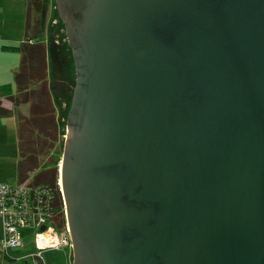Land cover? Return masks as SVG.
I'll return each mask as SVG.
<instances>
[{
    "label": "water",
    "instance_id": "water-1",
    "mask_svg": "<svg viewBox=\"0 0 264 264\" xmlns=\"http://www.w3.org/2000/svg\"><path fill=\"white\" fill-rule=\"evenodd\" d=\"M54 1L71 264H264V0Z\"/></svg>",
    "mask_w": 264,
    "mask_h": 264
},
{
    "label": "rangeland",
    "instance_id": "rangeland-1",
    "mask_svg": "<svg viewBox=\"0 0 264 264\" xmlns=\"http://www.w3.org/2000/svg\"><path fill=\"white\" fill-rule=\"evenodd\" d=\"M44 2L47 10L44 18L43 35L51 39L52 34L56 35V40L62 45V51L60 56L59 53H56L55 58L54 55H51L48 51L49 59L47 58L45 65V75L47 76L48 74L47 80H49L48 84L50 89L48 90L45 85L39 90L28 89L26 90V100L28 102L23 101L25 93L18 94V96L12 100L14 101L13 105L16 107L15 111H11L5 115L0 114V181L4 182L15 183V180L19 176L20 154L18 134H20V132L26 137L29 146L34 148L37 154H40V151L44 152L47 146L54 142V145H57V151L63 153L64 137L67 136L68 133L67 118L71 105L70 93H72V88L74 87L73 82L75 81V64L72 50L66 40L64 24L60 19L55 1L44 0ZM27 6L28 0H0V64L7 66L11 61L8 56L15 54L14 51L1 49L4 44L9 43V41L6 40H19L20 37H24ZM37 15V11L34 8L30 17L31 27L29 31H31V33L34 31ZM17 34L21 36L15 38ZM51 39L49 41H51ZM51 42L49 45L50 47ZM5 83H10L14 88L16 87L14 76L13 82L10 80ZM56 89H60V94L64 93V96H60ZM25 102L28 104H25ZM51 117L54 119V122H51ZM18 120L20 125H22L21 128L18 125ZM53 129L56 130L57 136L54 135L55 131ZM61 162L62 154L58 166L59 180ZM39 163L40 165H44L43 159H40ZM38 167L39 168L29 174L35 173L36 176H39L43 173V175L49 177L48 175H50V172L46 169L48 167ZM45 171L47 172L44 173ZM61 197L63 200L65 220L60 224H65L67 223V218L63 192L61 193ZM44 225H51L57 230H60V227L53 221ZM41 230L44 231L45 229ZM20 232L22 233L24 244L21 246L9 247L7 250L8 254H6L2 243L4 239V225L0 217V264H33L31 258L25 257L37 251L34 230L32 228H27L20 229ZM67 247H70V251L69 248L65 246L60 248H43L41 251L45 264H71L72 244ZM8 258L14 259L9 261Z\"/></svg>",
    "mask_w": 264,
    "mask_h": 264
},
{
    "label": "built area",
    "instance_id": "built-area-1",
    "mask_svg": "<svg viewBox=\"0 0 264 264\" xmlns=\"http://www.w3.org/2000/svg\"><path fill=\"white\" fill-rule=\"evenodd\" d=\"M57 190L62 193L61 182L58 188L37 184L29 176L18 179L15 183L0 181V217L4 225L3 246L6 254L8 248L24 244L20 229L32 228L37 243V251L25 257H32L34 262H44L43 248H66L71 244L67 223H57ZM53 221L60 227L44 224ZM41 229H45L44 231ZM60 232V233H59Z\"/></svg>",
    "mask_w": 264,
    "mask_h": 264
},
{
    "label": "trees",
    "instance_id": "trees-1",
    "mask_svg": "<svg viewBox=\"0 0 264 264\" xmlns=\"http://www.w3.org/2000/svg\"><path fill=\"white\" fill-rule=\"evenodd\" d=\"M34 8L36 9L38 15L36 16V20H35L34 31L32 33L30 31V33H31L32 40L33 38L40 40L39 43L36 44L37 46L36 51H40L42 53L43 62H46L45 45H43L44 43H42V40L44 38V35H43L44 18H45V13L47 10L45 8L44 0H28L27 16H26V20H27L26 27L28 30L31 27L30 17H31V12ZM26 39L27 40L29 39L28 34H27ZM51 45H52V51L54 50L53 55L55 58V54L57 51L56 41H53ZM3 47L5 49L19 50V51L25 52V55H23L21 67L19 71L16 73V81L19 87V94L25 93V98L23 99V101H27L26 100V97H27L26 90L29 88V84L32 83L35 79H46L47 77L45 75L46 73L45 64L42 62L41 64L37 66L39 69L36 72H33L31 68L30 60H29L31 50H30V47H28V45L25 44V42L24 44H20V45H4ZM61 51H62V45H61ZM60 53L61 52L59 51V56L61 55ZM73 84H75V81L73 82ZM49 89L50 88L48 87V90ZM12 90L13 89L11 88L10 85H3L0 87V94H3L4 96L14 100V98H16L18 95L14 96L12 94ZM56 90L58 91V94H60V91H59L60 89H56ZM72 93H73V88H72ZM72 93H70L71 99H72ZM60 96L63 97L64 93L60 94ZM0 111L2 113L7 112V110H4L2 108H0ZM50 120L51 122L52 121L54 122V119L52 117L50 118ZM21 126L22 125H20V122H19V127L21 128ZM53 130L55 131L54 135L57 136L56 130L55 129ZM19 143H20L19 179L24 180L30 176L32 180L36 182L37 184L50 185L53 188H58V180H59V167L58 166H59L62 152L57 151V145L56 146L54 145L55 142L47 146L44 152L40 151V154H37L35 149L29 146L28 141L26 140V137L23 136L21 132L19 134ZM40 159H43L44 165H40L39 163ZM38 166H43L45 168L48 167L46 169L47 171L49 170L50 172V175H48L49 177H46L45 175H43V173L40 174L39 176H36L35 173L29 174L30 172L35 171L37 168H39ZM47 171H45L44 173H46ZM56 196H57V203L55 204L57 207V223L58 225H60V223L65 220V214L63 210V200H62L61 193L59 190H57ZM69 251H70V248H69ZM28 258L32 259V257H28ZM13 259L14 258H8L9 261ZM32 262L33 264H43L40 261H37L35 263L33 259H32Z\"/></svg>",
    "mask_w": 264,
    "mask_h": 264
},
{
    "label": "crops",
    "instance_id": "crops-1",
    "mask_svg": "<svg viewBox=\"0 0 264 264\" xmlns=\"http://www.w3.org/2000/svg\"><path fill=\"white\" fill-rule=\"evenodd\" d=\"M26 16H27V12H26ZM26 16H25V24H24V37H20L21 35L17 34L15 38L20 37L19 40H12V41L6 40V41H9V43H6L4 45H20V44H24V42H25V44L28 45V47H30V50H31L30 51V58H29L31 68H32L33 72H36L39 69L37 66L43 62V55L40 51H36L37 50L36 44L39 43L40 40L34 39V38L32 40L31 33L29 30H27V27H26V22H27ZM25 29H26V31H25ZM27 34H28V38H29L28 40L26 39ZM50 39L51 38H47L46 36H44V38L42 40V43H44L43 45H45L46 62H47V58L49 59L48 51L51 53V55L54 53V50L52 51V45H51V47L49 46L51 41L52 42L56 41V44H57L56 53H59V51L61 52V43L56 40L57 39L56 35L52 34L51 41H49ZM3 46L1 49L7 50V51H14L15 54H11L10 56H8L11 59V61L8 63L7 66L0 64V87L3 85H10L11 88L13 89L12 94L14 96H17L19 94V87H18V84L16 81V73L19 71V69L21 67L23 55H25V52L19 51V50L5 49V48H3ZM51 55H50V57H51ZM46 62H43V63L46 65ZM13 76H14V81H15V85H16L15 88L12 86V84H10L11 82L5 83L6 81L9 82L10 80H12V82H13ZM47 76H48V74H47ZM48 81L49 80H47V77H46V79H35L32 83L29 84L28 89L39 90L44 85L47 86V89H48V87H49ZM13 103H14V101H12V99L4 96L3 94H0V108L7 110V112H6L7 114L10 113L11 111H15L16 107L13 105ZM25 104H28V103L25 102ZM20 105H23V104H20ZM6 113H2L0 111L1 115H5ZM18 125H19V120H18ZM18 143H19V134H18ZM19 154H20V143H19ZM17 179H19V176ZM16 180H15V182H16Z\"/></svg>",
    "mask_w": 264,
    "mask_h": 264
}]
</instances>
